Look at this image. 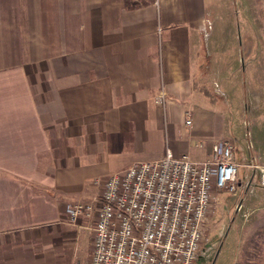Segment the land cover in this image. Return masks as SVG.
<instances>
[{
    "label": "crops",
    "instance_id": "obj_1",
    "mask_svg": "<svg viewBox=\"0 0 264 264\" xmlns=\"http://www.w3.org/2000/svg\"><path fill=\"white\" fill-rule=\"evenodd\" d=\"M240 7L232 0H150L135 10L125 0H0V237L64 230L69 205L94 203L76 231L88 239V264L97 179L162 159L166 150L204 161L215 143L231 140L247 184L230 226L236 263L264 227V0ZM239 13L250 33L230 55L231 37L219 33H232ZM214 35L219 52L210 48ZM210 83L221 103L212 101ZM161 91L163 106L154 100ZM233 113L251 127L250 150L228 137Z\"/></svg>",
    "mask_w": 264,
    "mask_h": 264
},
{
    "label": "built area",
    "instance_id": "obj_2",
    "mask_svg": "<svg viewBox=\"0 0 264 264\" xmlns=\"http://www.w3.org/2000/svg\"><path fill=\"white\" fill-rule=\"evenodd\" d=\"M154 100L163 106L165 93ZM235 152L231 140L215 143L204 161L166 150L162 159L97 179L101 204L88 264H197L206 253L202 245L213 201L247 188L238 178ZM94 206L77 202L66 214L72 221L89 217Z\"/></svg>",
    "mask_w": 264,
    "mask_h": 264
},
{
    "label": "rangeland",
    "instance_id": "obj_3",
    "mask_svg": "<svg viewBox=\"0 0 264 264\" xmlns=\"http://www.w3.org/2000/svg\"><path fill=\"white\" fill-rule=\"evenodd\" d=\"M232 1L236 2L237 11L239 12V9H242L240 7L241 0ZM237 24L238 26L235 24V29H232V33L227 29L219 33L220 37H224L225 42L231 37L229 43L231 48L229 47L230 50L228 51L230 55H232L233 46L236 45L237 48L241 44L244 45L245 38L247 37L246 35L250 33L246 28L241 13H239ZM213 38L214 40L209 43L210 48L214 46L215 51L219 52V49H217L219 38L216 35H214ZM215 51L210 49L212 54V67L216 69L220 61ZM229 61L231 62L230 65L227 64V67L230 66L232 71L233 62L232 60ZM211 86L212 88L207 91L210 97H212V101L221 103V98L212 93V91L215 90L214 85L212 84ZM260 92L261 91H258V93ZM239 93L242 98L243 95L241 91H239ZM229 99L231 100L229 108L235 111V105L237 104L236 97L233 95V97ZM228 118L229 122L225 124L228 126L229 139L236 138L240 142L241 147L245 150L246 148L249 149L250 144L247 140V133L251 131L250 125H248L246 121H243L240 115L238 116L234 113L228 115ZM249 124L251 123L249 122ZM243 173L244 171H241V174ZM244 191L245 190H239L236 196L223 193L219 195L221 198L218 197L213 201L212 208L208 215L207 229L204 233L206 242L202 245V250L205 249L206 253L204 258H201L197 264H264L263 226L250 237V239H252L254 236V244L248 245V247H246L248 241L243 244L239 251L238 259L236 263L234 262L238 239L236 234L237 230H235L233 226H230L233 223L232 219L235 218L236 205L243 199ZM219 202L221 203V208L216 211ZM78 219L72 221L70 217H67L64 226L66 229L64 230L60 226H57L52 229L46 228L41 231H30L24 235H14L10 238L0 237V264H84L89 255V243L84 235L77 238L76 231L79 230V228H77V224L79 223ZM235 224L236 227L238 223L236 222ZM92 227H94L93 224ZM91 233L89 242L91 243L92 241L93 243V232ZM256 235L259 236L256 237Z\"/></svg>",
    "mask_w": 264,
    "mask_h": 264
},
{
    "label": "trees",
    "instance_id": "obj_4",
    "mask_svg": "<svg viewBox=\"0 0 264 264\" xmlns=\"http://www.w3.org/2000/svg\"><path fill=\"white\" fill-rule=\"evenodd\" d=\"M149 1L150 0H125V8L127 10H135L137 8L146 6L149 3ZM257 236L259 235H256V237ZM251 244H254V236L252 237V239L248 240L246 247H248V245L250 246Z\"/></svg>",
    "mask_w": 264,
    "mask_h": 264
}]
</instances>
